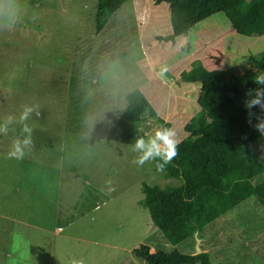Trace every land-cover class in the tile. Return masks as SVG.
<instances>
[{
	"label": "rangeland",
	"instance_id": "1",
	"mask_svg": "<svg viewBox=\"0 0 264 264\" xmlns=\"http://www.w3.org/2000/svg\"><path fill=\"white\" fill-rule=\"evenodd\" d=\"M96 14L97 0H0V123L35 108L23 159L8 157L23 125L0 133V264H145L133 253L141 244L196 254L195 237L172 245L141 205L143 182H180L154 162L137 166L133 146L107 135L139 90L157 113L142 131L168 126L180 143L201 95L181 73L203 66L240 77L264 35L242 36L219 13L168 40L169 6L157 0H130L99 35ZM252 150L264 164V138ZM200 247L212 264H264L257 199L208 226Z\"/></svg>",
	"mask_w": 264,
	"mask_h": 264
},
{
	"label": "trees",
	"instance_id": "2",
	"mask_svg": "<svg viewBox=\"0 0 264 264\" xmlns=\"http://www.w3.org/2000/svg\"><path fill=\"white\" fill-rule=\"evenodd\" d=\"M130 0H97V35L111 17ZM166 2L172 19L175 41L212 16L222 13L233 29L245 37L264 35V0H157ZM250 69L240 77L224 70L210 71L198 66L181 73L180 78L201 86L197 101L199 113L185 126L187 138L177 144L178 155L163 172L165 179L178 185L160 186L143 182L141 205L152 223L174 246L189 238L203 240L204 230L254 197L264 210V164L257 159L252 145L264 138L249 123L244 101L249 89L263 87L254 77L264 72V52L246 57ZM253 95H255L253 93ZM127 107L107 135L109 141L134 146L143 136L141 125L156 111L145 94L134 90L126 95ZM262 114L257 106L252 109ZM168 127V126H166ZM145 264H212L210 254L186 255L178 250L151 253L149 245L133 250Z\"/></svg>",
	"mask_w": 264,
	"mask_h": 264
},
{
	"label": "clouds",
	"instance_id": "3",
	"mask_svg": "<svg viewBox=\"0 0 264 264\" xmlns=\"http://www.w3.org/2000/svg\"><path fill=\"white\" fill-rule=\"evenodd\" d=\"M254 83L257 85H264V72H259L254 77ZM253 93L255 95H253ZM248 97L245 101V107L249 110V123H252V117L258 121L254 127L258 132L264 135V87H257L249 89L246 93ZM259 107L262 114H257L252 111L253 108ZM35 110L33 106H24L23 111L19 115L17 121L15 117L9 115L2 123H0V133L7 135L9 126L13 123L22 124L21 135L27 134L23 139L17 138L13 141L11 150L8 153L9 159L15 158L17 160L23 159L25 149L32 143L33 129L26 123L30 114ZM39 115V112L36 113ZM89 121L94 123L95 116H90ZM176 133L172 128L161 127L155 130L154 134L145 133L135 140L132 151L137 153L133 159V163L137 166L143 167L146 162L156 161V168L158 171L163 172L168 164L178 155L177 140L175 139ZM115 191L111 188L109 194Z\"/></svg>",
	"mask_w": 264,
	"mask_h": 264
},
{
	"label": "water",
	"instance_id": "4",
	"mask_svg": "<svg viewBox=\"0 0 264 264\" xmlns=\"http://www.w3.org/2000/svg\"><path fill=\"white\" fill-rule=\"evenodd\" d=\"M194 237L196 239V254H201L203 252L200 247L201 239L198 237V233H196Z\"/></svg>",
	"mask_w": 264,
	"mask_h": 264
}]
</instances>
